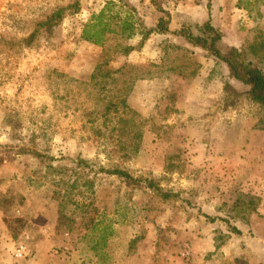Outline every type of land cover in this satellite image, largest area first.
Masks as SVG:
<instances>
[{
	"label": "rangeland",
	"instance_id": "rangeland-1",
	"mask_svg": "<svg viewBox=\"0 0 264 264\" xmlns=\"http://www.w3.org/2000/svg\"><path fill=\"white\" fill-rule=\"evenodd\" d=\"M103 2L0 0L6 264H264V108L182 37L82 41ZM248 10L213 26L221 53L260 41L264 5Z\"/></svg>",
	"mask_w": 264,
	"mask_h": 264
},
{
	"label": "trees",
	"instance_id": "trees-1",
	"mask_svg": "<svg viewBox=\"0 0 264 264\" xmlns=\"http://www.w3.org/2000/svg\"><path fill=\"white\" fill-rule=\"evenodd\" d=\"M264 5V0H237V7L249 11L250 7ZM61 10V9H60ZM61 11L53 14V18H60ZM167 17V16H166ZM169 19L161 17L156 24V29L144 30L141 28L140 19L136 9L128 0H108L104 6L95 14H92L88 21L82 26L80 39L95 46H102L109 35L120 36L131 39L137 34H141L142 41L156 31L163 34L168 33ZM171 35L182 37L194 47L202 49L209 56L224 63L233 78L248 87L247 97L252 103L264 108V72L257 66V55L264 54V34H259L260 41H256L248 48L237 50L230 49L223 54L217 47L221 40V32L214 28L209 21L202 24L182 25L178 30L169 32ZM123 110L132 117H137L136 113L130 112L124 103ZM138 118V117H137ZM130 121L120 117L117 123L120 124L119 136L126 137L125 128ZM138 128H142V123ZM135 133V134H134ZM136 138H139L141 131L134 130ZM123 149V148H122ZM122 173V172H121ZM119 173V174H121ZM123 175V174H122ZM238 233L236 230H233ZM105 230L99 235L98 241L90 248L92 252L105 242ZM105 246V244H104Z\"/></svg>",
	"mask_w": 264,
	"mask_h": 264
},
{
	"label": "crops",
	"instance_id": "crops-1",
	"mask_svg": "<svg viewBox=\"0 0 264 264\" xmlns=\"http://www.w3.org/2000/svg\"><path fill=\"white\" fill-rule=\"evenodd\" d=\"M108 0H104L102 5H100L99 10L104 6ZM129 3L136 9L137 16L140 19L141 28L146 30L156 29L157 21L161 18L169 19L168 30L169 32L178 30L186 21L201 24L209 21L212 26H218L219 20L224 19L225 17L230 20H235L239 18H247L246 12L243 9L237 7V0H159L161 5L158 7L154 0L144 1L146 7V14H138L140 4L142 0H128ZM167 16V17H166ZM246 16V17H245ZM157 33L153 31L149 37L144 41L148 43V47L154 52L160 51L157 47L152 46L151 44L155 43L157 37L168 38L171 36L170 33ZM175 37V36H174ZM136 38V41H142L141 34H137L132 39ZM177 40L178 37H175ZM143 43V44H144ZM216 62L203 58L200 61L198 74L194 77L195 82L204 81L208 77H213L214 69ZM6 241H8L6 237ZM4 240L0 238V264H6L11 254L7 251ZM41 247V246H39ZM36 258L43 255L42 248L40 250H35ZM56 253V252H55ZM38 255V256H37ZM44 256V255H43ZM53 256V254H52ZM40 260V259H39ZM43 264L40 261H32L30 264Z\"/></svg>",
	"mask_w": 264,
	"mask_h": 264
},
{
	"label": "built area",
	"instance_id": "built-area-1",
	"mask_svg": "<svg viewBox=\"0 0 264 264\" xmlns=\"http://www.w3.org/2000/svg\"><path fill=\"white\" fill-rule=\"evenodd\" d=\"M23 252H24V248L20 247L17 253L15 254V256L20 258L23 255Z\"/></svg>",
	"mask_w": 264,
	"mask_h": 264
}]
</instances>
